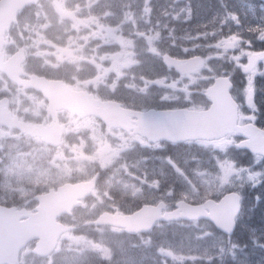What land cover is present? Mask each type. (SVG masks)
Listing matches in <instances>:
<instances>
[{
  "label": "rangeland",
  "instance_id": "rangeland-1",
  "mask_svg": "<svg viewBox=\"0 0 264 264\" xmlns=\"http://www.w3.org/2000/svg\"><path fill=\"white\" fill-rule=\"evenodd\" d=\"M174 1L182 10L187 9L189 12L191 10L189 3L193 2L195 5H200L196 14V21L200 29L214 27L213 25L223 26L227 20L232 22L234 17L243 15V11H239L234 0L219 1L205 10L202 0H198L199 3L196 0ZM95 2L96 0L90 1V4L96 5ZM57 6L58 0H43L41 5L34 11L35 16L33 18L30 16L24 17L21 26H26V21L31 20L34 26L30 28L29 36H36V32L48 28V20L53 15L60 16ZM225 8H228L229 11L226 12ZM44 13H50L51 16ZM168 25L163 20L162 25H158L156 29H164L165 31ZM229 27L231 28V25ZM241 30L248 31L247 27ZM231 33L232 30L229 31L230 35ZM204 34L207 39V32ZM210 34H217V28H212ZM256 34L248 36L253 37L254 43L251 47H249L248 42H244L240 48L247 55L252 51L258 53L259 62H264V22L258 26ZM185 39V33L178 31L176 41L181 44V42H186ZM199 42L203 43V40L200 38ZM227 50L221 59V71H223V74L233 76L236 83L235 95L239 96V93L242 92L244 94L242 103L245 104L247 98L252 96L254 88L255 99L256 96L260 98L264 89L260 91L255 89L257 82L254 80L253 83V77L249 74L253 64L247 62L245 65H240L232 57L233 47ZM219 51L214 44L206 45L205 53L207 57L215 58ZM144 72L146 76H149V82L152 83L155 75L154 66L147 65ZM258 75L264 78V65L258 68ZM152 97L148 99L149 102L153 101ZM232 140L233 138H229L222 141L221 144H203L182 151L177 150L176 170L174 172L175 184L171 186L169 191L176 193L179 199L192 203L201 202L205 198L219 193L223 194L226 189L245 193L248 196V203L245 212L238 220L237 230V232H240L239 240H241L240 234L244 230L248 231L253 227H262L261 224L259 225L252 219L255 216L256 220L261 223L260 215L264 211V161L258 158L245 159L244 168L237 170L236 175L228 179L226 177L227 171L230 169L236 170L234 167L238 166L243 160H233L235 154L231 150L233 147ZM184 156H188L186 162L183 159ZM159 161L163 166V180L165 181L163 188H168V170L171 163L168 159H160ZM144 168L154 169L155 178L148 181L145 177L140 176L131 180L134 181L133 184H124L125 174L130 172L125 171L120 175H116L113 199L117 201L118 205L126 204L130 207L139 203L142 199L145 202L147 198L156 196V151L146 150ZM131 171L134 172V170ZM127 177L130 178V176ZM169 196H173L172 193ZM257 196L260 197L259 201L256 200ZM259 233L256 232L257 235ZM65 238L68 242H64L58 248L59 252L55 260L59 255L61 258L54 263L50 261L49 264H85L86 262H88L87 264H98L93 263V258L89 256L99 251H105L107 256L110 257L107 264H160L161 262L163 264H184L185 261L193 259L209 261L214 256L221 255L227 250L231 253V258L240 261L239 264H264V249L255 250V248H251L245 258L236 257L233 246H231L234 239L227 238L225 241L224 237L211 232L206 224L202 222L195 225L178 223L171 227L161 225L157 226L150 234L139 237H129L118 229L79 226L75 235L66 236ZM221 242L230 245V248H222ZM66 243H68V246ZM158 247L160 248L158 249ZM156 248L158 249L157 254Z\"/></svg>",
  "mask_w": 264,
  "mask_h": 264
},
{
  "label": "flooded vegetation",
  "instance_id": "flooded-vegetation-1",
  "mask_svg": "<svg viewBox=\"0 0 264 264\" xmlns=\"http://www.w3.org/2000/svg\"><path fill=\"white\" fill-rule=\"evenodd\" d=\"M182 30V29H181ZM166 53L173 56L179 60L187 59L195 54H186L182 52L177 46H173L172 49H167ZM9 50L6 55H10ZM254 56V52H250L249 55L245 53L242 57L251 58ZM120 58V53L112 52L109 59L102 58L100 64H98L95 59H90V63L86 64L82 68V73H80V79L74 80L73 87L76 91L84 93L87 98H92L100 101L101 103L113 102L119 105L121 109L127 110L128 112H143L147 107H155L161 109L171 108L176 105L175 93H187L189 100L191 101V94L194 93L192 90V80L196 78L197 75H214V65L206 64L205 59L202 58V64L197 73L193 76H178L173 70L164 66V64L156 58L155 72L157 70V87L156 82L154 85L153 93H167L166 96L161 97L156 94L154 96L152 103L145 102L144 91L141 88L143 83V72H137V80L134 81L132 76H129L127 81H132V86H135V90L127 89H117L121 88L124 83L119 79L120 67L117 65V59ZM144 63L143 58L137 57ZM142 80V81H141ZM207 80L198 86V90L195 93H201L203 86H205ZM33 91H25L22 89H17L16 86L8 81L6 78L0 74V112L8 114L9 119L13 120L16 117L22 121L28 123L30 119V113H32ZM101 103H97L96 107L101 106ZM188 103V102H187ZM187 103L181 104V106H187ZM60 123L66 125L63 131V140L56 151H53L44 160L46 170L48 168H54L57 162V154L60 151L69 152L71 158H75L78 155V162L80 158H85V168L69 170L67 177L64 175V179L58 178V181L51 178L48 174L47 180L50 183L49 188L42 190H36V195L44 193L49 189H56L57 187L70 184L76 185L81 183H87L95 179V186L93 191L89 194L84 201L81 202L80 206L72 212V215L62 216L60 220L64 223L71 225L75 224H86L89 222H94L103 213H115L112 208L113 202L112 198L108 196L106 187L101 185L103 176V167L108 162V153L113 148L116 152H120L126 161V168L129 169L133 165H138L140 160L144 157L143 146L148 145L143 142L141 135L137 131V125L135 120L131 116H127L123 122V128H110L107 127L96 115L86 114L80 118H72L62 112L59 115ZM0 130L6 133L3 138H0V159L1 152L5 150V143L9 140H16V137L10 138V133L12 130L6 129L1 126ZM82 146V147H81ZM88 146V148H84ZM162 146H172L168 144H162ZM83 152H88L89 155L84 156ZM65 160V157H64ZM139 167V165L137 166ZM48 173V172H47ZM99 202H95L98 201ZM98 203L97 209L94 212L80 214L81 210L87 203ZM90 205V206H93ZM33 202L28 203V207L31 208ZM95 206V205H94ZM80 214V215H79ZM80 217L75 219V216ZM38 259V261L47 262L50 257L46 259Z\"/></svg>",
  "mask_w": 264,
  "mask_h": 264
},
{
  "label": "water",
  "instance_id": "water-1",
  "mask_svg": "<svg viewBox=\"0 0 264 264\" xmlns=\"http://www.w3.org/2000/svg\"><path fill=\"white\" fill-rule=\"evenodd\" d=\"M37 0H2L0 2V46L3 43V34L12 22H15L16 13L29 3H36ZM169 66L175 68L181 74H189L198 66V59H195L190 65L183 66L179 62L167 61ZM1 65V64H0ZM231 84L228 79H218L215 84L208 90L207 96L210 97L213 105L208 112H168L152 116L150 113L141 118L146 133L154 140L173 138L176 141L186 139H218L227 133L236 129L242 133L248 141L241 144L242 148L248 149L254 154L264 156V144L260 142L259 137L264 136V132L256 129L252 125L242 128H236V105L232 101L229 91ZM236 198H238L236 196ZM179 210L166 215L164 218L159 217L161 207H143L140 212L129 218L117 216H106L102 220L107 225L126 228L129 234L138 232H146L157 220H177L183 219L187 221L206 219L211 220L217 228L225 233L232 234L234 230L233 218L227 222L215 221L211 214L215 210L211 203L202 206H189L184 203L177 204ZM209 210L211 214H206L205 210ZM48 213V212H47ZM32 229V227H31ZM65 229L56 224L46 223L33 228L31 232L32 239H38L34 253L39 256H46L52 252L56 241ZM30 235V233H29Z\"/></svg>",
  "mask_w": 264,
  "mask_h": 264
},
{
  "label": "snow or ice",
  "instance_id": "snow-or-ice-1",
  "mask_svg": "<svg viewBox=\"0 0 264 264\" xmlns=\"http://www.w3.org/2000/svg\"><path fill=\"white\" fill-rule=\"evenodd\" d=\"M253 83H254V78H253ZM251 104H252V107H250L248 114L249 115H252V116H254V117H256L258 119L259 118L258 117L259 108L255 105V90H254V88H253V93H252V101H251ZM253 108L255 109V111H253ZM256 139H259L260 142L262 144H264V136L259 137V138H256ZM259 199H260V197L257 196L256 197V200L259 201Z\"/></svg>",
  "mask_w": 264,
  "mask_h": 264
},
{
  "label": "trees",
  "instance_id": "trees-1",
  "mask_svg": "<svg viewBox=\"0 0 264 264\" xmlns=\"http://www.w3.org/2000/svg\"><path fill=\"white\" fill-rule=\"evenodd\" d=\"M264 94V93H263ZM264 217V214L262 215L261 218ZM252 238V237H251ZM200 264H233L230 261H226L225 259H215L214 261H212L211 263H200Z\"/></svg>",
  "mask_w": 264,
  "mask_h": 264
},
{
  "label": "bare ground",
  "instance_id": "bare-ground-1",
  "mask_svg": "<svg viewBox=\"0 0 264 264\" xmlns=\"http://www.w3.org/2000/svg\"><path fill=\"white\" fill-rule=\"evenodd\" d=\"M179 30H181V29H179ZM183 43V42H182ZM85 185V184H84Z\"/></svg>",
  "mask_w": 264,
  "mask_h": 264
}]
</instances>
